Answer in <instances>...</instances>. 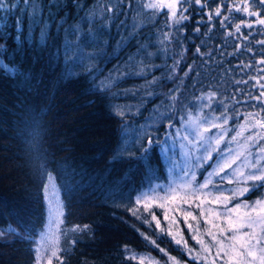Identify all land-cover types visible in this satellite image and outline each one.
I'll use <instances>...</instances> for the list:
<instances>
[{"label":"trees","instance_id":"1","mask_svg":"<svg viewBox=\"0 0 264 264\" xmlns=\"http://www.w3.org/2000/svg\"><path fill=\"white\" fill-rule=\"evenodd\" d=\"M35 3V24L25 17L21 33L16 30L19 11L0 14V230L4 233L0 236V264H35L37 239L46 221L43 188L50 175L63 203L64 227L79 232L74 243L51 264H210L217 259V241L226 245L230 241L221 237V233L227 237L228 231L215 233L207 228L214 214L231 213L236 202H229L226 208L225 203L216 200L213 204L208 198L202 206L198 199L191 203L182 197V209L171 213L157 206L148 210L137 206L142 190L153 183L165 185L164 163L160 148L153 152L148 167L136 159L144 135L133 142L126 138L131 140L121 144L128 134L124 131L132 128L131 124L143 123L141 118L160 101L163 109L175 106L172 129L179 132L182 118L185 122L189 115L220 116L226 107L231 108L239 96L238 80L251 77L246 91L259 96L256 80L261 78L257 75L261 66L257 62L264 58L259 55L264 48L258 41L264 40V26L244 27L241 34H235L240 17L250 19L242 12H232L231 28L221 27L223 17L209 21L207 14L221 0H209L203 16L198 6L179 2L176 12L189 9L185 14L191 18L177 26L178 33L172 21L179 17L170 18L169 9L145 8L151 0H113L110 7L116 12L108 13V18L101 15L107 0ZM226 3L232 6L244 0ZM222 11L229 15L227 8ZM201 19L204 24L196 32V22ZM102 26L96 46L91 37ZM255 29L260 32L251 40L249 50L243 34ZM70 30L76 34L68 35ZM42 31L47 33L43 43ZM228 32L234 35L228 37ZM166 33L171 42L164 40ZM81 34H88V39L80 41ZM129 36L134 39L129 41ZM66 39L80 44L85 53L82 62L73 64L75 48L65 55ZM121 39L126 43L120 45ZM142 45L147 47L139 52ZM238 47L242 51L233 55ZM89 53L94 58L87 59ZM241 63L243 70L237 67ZM249 64L254 65L252 72L242 75ZM173 67L177 70L169 72ZM173 89L175 104L168 95ZM201 96L205 98L202 105ZM256 112L258 118L264 115L260 108L241 104L229 113L232 119L224 140L231 143H222L220 149L246 151L245 140L256 133L251 131L253 121L248 123L245 117ZM159 115L154 112V120ZM242 125L251 128L240 130ZM232 129L241 133L237 141H231L236 135ZM121 146L125 148L121 150ZM210 171L204 165L198 174L205 178ZM212 182L224 188L219 176H213ZM238 185L244 186L233 182L227 188ZM262 189L241 199L252 202L264 196ZM220 196H226L225 192ZM205 218L210 223L207 226ZM10 228L21 235L9 232Z\"/></svg>","mask_w":264,"mask_h":264},{"label":"snow or ice","instance_id":"2","mask_svg":"<svg viewBox=\"0 0 264 264\" xmlns=\"http://www.w3.org/2000/svg\"><path fill=\"white\" fill-rule=\"evenodd\" d=\"M119 2V0H117ZM182 5H195L198 6L199 14L201 16L204 15V8L209 6V0H180ZM23 5V8L20 5ZM113 5V0H107V4L104 5L101 10V15L104 18H108V13H115L116 8L110 7ZM145 8L151 10H160L164 8H168L171 16L170 18L179 17L178 19H173L172 24L174 30L179 32V27L183 26V22L189 20L191 17L186 15L189 9H183L179 13L176 12L177 4L176 3H163L162 0L160 2H153L144 5ZM227 8L229 11L228 16L223 15L222 9ZM29 9H31V14H29ZM13 10L19 11L21 13L20 17L17 19V33L22 32L24 18L28 17L32 20L33 24H35V14H36V3L35 0H17V2H13V0H0V14H11ZM232 12H242L247 17H249V21H244L243 16L240 17L241 23L235 25V34H241V30L244 27L248 29H254L255 25L264 26V0H244L242 4H233L229 6L226 3V0H221V3L215 8L214 11L210 9L208 15V20L213 21L216 19L221 20V27L231 28V19ZM118 18V17H117ZM251 18H255L254 23L251 21ZM196 32H199V27L204 24V20H198L197 22ZM62 26V25H61ZM211 31V29H210ZM103 32V26L94 30V33L91 37L92 42L99 46L100 40L98 39V35ZM260 29H255V32L249 31L246 34H243L244 39L249 41V45L247 46L250 50V42L255 38V34L259 33ZM46 32H41V43L44 42ZM68 35H75V30H70ZM233 32H228V37L233 36ZM78 39L80 41H86L88 39V34H81ZM134 39V36H129L128 40ZM164 40L166 42H171L172 37L170 34H165ZM126 41L121 39L119 42L120 45L125 44ZM258 46L260 48H264V40L258 41ZM147 46L142 45L140 47L139 52H144ZM75 48L76 52L74 53L73 64L76 61H83L85 58V53L80 47V44L77 43L75 45L69 43L66 39L64 42V52L65 55H68L72 49ZM242 51L241 48H237V53H233V55L238 54ZM139 52L137 54H139ZM200 52V48L197 47V53ZM252 55H256V52H251ZM259 55L264 57V51L260 52ZM87 59L94 58L93 54H87ZM259 66H261L260 71L257 75L261 78L256 80V83L259 85L260 94L259 96H253L250 90H247V85L252 83L251 77L248 80H238L236 82L235 87L239 90V96L235 97V100L232 104L231 108H227L223 114L218 117H213L210 115H206L203 118L196 117V120L192 119V116L189 115L187 117V122H183L182 118V130L187 133L185 136H181L180 140L186 142L183 146L189 148V154L191 155L194 151L196 155L193 156L191 163L194 167H203L204 165H208L211 168V171L208 172V175L204 178L203 183H200L198 186V190L207 192L208 195H211L213 192L215 193H223L227 191L230 193L229 196H218L216 199L219 202L225 203V207L227 208V204L231 201L236 202V208H245V209H253L259 208L261 212H264V199L256 201L255 204H247L244 203L241 198H246V194L250 192H255L259 188H264V135H260L259 132L256 131V128H253L251 131L256 133L255 135H249L247 137V155L241 158V154L236 152L234 154L233 150L230 149H220V145L222 143L229 144L231 142L224 140V134L228 131L227 124L232 117L229 116V113L235 112L237 105H247L249 107L260 108L262 112H264V58L257 62ZM0 67H3L0 65ZM237 67L242 70L245 68V65L241 63ZM254 65H247V71H243L242 75L249 76L252 72ZM177 69L175 67L170 68L169 72H174ZM11 71V70H10ZM143 71H147V69H142ZM232 72H235L236 69H231ZM243 84L244 88H240V85ZM176 91L173 89L168 93L169 97L173 104L177 103V97L172 95V93ZM244 96L246 99L241 100L240 97ZM200 104L204 103V97L201 96L198 98ZM209 99H212L209 96ZM255 100L256 103L253 104L252 101ZM226 104V102H225ZM211 107V104H209ZM250 116L252 119H255L257 114L251 113ZM159 119H171L170 114H160ZM248 123H251V119L249 117H245ZM196 121H199L197 123ZM222 122V123H221ZM258 127L264 130V115H261L259 120L257 121ZM172 125H169L171 128ZM244 127V126H242ZM216 128L217 131L215 133H211L210 129ZM233 132H236V135L232 136L231 141H237V138L241 135L237 129H232ZM159 137H153L151 135L146 136L144 141L140 145V149H138L139 155L136 157L138 161H140L144 166H150V162L152 160L153 152L156 148H160V154L163 156L165 163L171 162V154L173 153V149L168 147V136L162 142H158ZM213 153H216L213 156ZM237 160L239 163L237 164ZM226 169H231V171H226ZM207 170V169H205ZM181 172L185 170L183 168L180 169ZM196 173L194 171L185 172L184 179L189 183H192L195 179ZM213 176H219L220 182L227 180L229 183H237L244 185L243 187L237 188H229L224 189L212 182ZM189 177H192V180H189ZM163 190V189H161ZM194 194V193H193ZM143 198V194L141 197H138L137 203H139L140 199ZM235 210V209H233ZM155 219V217H153ZM260 224L261 228L259 233L255 231L247 232L246 234H242L237 236L235 233L239 231L238 228L232 229V235L225 237L223 233H221V237L223 239H227L230 241V244L226 245L217 241L219 247L217 250V257L224 260V264H264V215L253 216L251 213L246 215L241 221L240 228H253L254 225ZM22 227V226H21ZM23 230V228H22ZM9 232L14 233L16 236H20L21 233L17 232L15 229H9ZM211 234V233H210ZM4 235L3 231L0 230V236ZM43 238V237H42ZM195 238V237H194ZM203 243L202 241H199ZM155 244V241L152 242ZM177 244L181 243L179 240L176 241ZM163 251V249H161ZM191 252V249H189ZM52 256L56 257V251L52 252ZM51 264V261H49ZM63 264V261H61ZM143 264V261H141Z\"/></svg>","mask_w":264,"mask_h":264},{"label":"rangeland","instance_id":"3","mask_svg":"<svg viewBox=\"0 0 264 264\" xmlns=\"http://www.w3.org/2000/svg\"><path fill=\"white\" fill-rule=\"evenodd\" d=\"M151 2H160V0H151ZM163 3H176L178 4L180 0H162ZM168 9V8H164ZM159 104V105H158ZM162 101L158 102L154 106L150 108L147 114H145L141 120L143 123L138 124H131L130 126L132 128H127L124 131L125 138H123L122 141H124L121 145H125L126 141H130L132 138V142L134 140H137L139 137L143 136H153V137H159V140L161 139V142L165 139L166 136H168V147L172 148L174 151L171 154V162L165 163L163 156L162 160L164 163V173H165V185L160 183H153L151 187L145 188L142 190L138 197H141L143 194V198L140 199L139 203H137V199L135 201V204L143 209H147L149 207L157 206L161 208L160 210L164 213L166 212H172L173 209H182L180 208V200H182V197H185V201H190L193 203V200L198 199L200 202L202 201L205 203V200L208 198L212 199V203H216V197L220 196V193H214L209 196H205L203 191L198 190V186L200 183H203L204 176L201 175V177L198 174V171L201 167H194L191 163V160L196 153L193 151L192 154H189V148L186 146H183L186 144V142H183L180 140L181 136L187 135V133L183 132L182 127L180 128V131L173 130V126L169 128V125H172L173 120H176V116L173 113L175 106L165 107L162 108ZM154 112L158 114H170L171 119H159L157 117V120H154ZM139 114V113H137ZM257 114V112H256ZM197 117V116H196ZM196 117L192 116L193 120H196ZM214 117H218L217 115H214ZM248 117L253 121V125L256 128V131L259 132L260 135H264V130L260 129L258 127L257 121L259 118L256 116L255 119H252L250 114ZM174 120V121H175ZM187 122V118L184 120ZM198 123V121H196ZM244 126V127H242ZM240 127V130L242 129H250L251 126H245L242 125ZM165 129L162 131L161 128ZM214 128L210 129V132ZM162 131V132H161ZM214 133V132H211ZM172 134V135H170ZM178 134V135H176ZM177 136V137H176ZM124 137V136H123ZM131 137L129 140L126 138ZM137 138V139H136ZM244 148L247 146V140H245V143L243 144ZM125 147H120L121 150H123ZM234 154L236 152H239L241 154V158L243 156H246L248 153L247 151L243 150L241 151H233ZM239 163V160H237V164ZM191 166V171L193 168V171L196 173L195 179L192 183H189L184 179L185 172H188ZM183 168L185 171L181 172L180 169ZM231 171V170H230ZM206 176L208 173L205 174ZM203 177V180L201 179ZM189 180H192V177H189ZM198 180V183L196 184V181ZM229 182L227 180L222 182V187L225 189H228L227 184ZM193 186L195 188H193ZM237 187H242L241 185H238ZM163 189V190H161ZM185 190V194H182V192ZM182 191V192H181ZM264 191V188L262 189ZM194 193V194H193ZM249 194V193H248ZM208 195V194H206ZM225 195H228V192L225 191ZM247 195V194H246ZM43 197L45 202V212H46V221L44 228L37 239V245L35 248V264H49V261L52 262L53 256L52 252L56 251L57 256L62 252V250L69 247V245H72L74 243V236L79 233L76 232L73 228H67L64 227V207L61 200V196L59 193V190L56 186V183L54 181V178L50 175L47 176L43 188ZM257 199V200H256ZM252 202H249L247 204H255L256 201L264 199V196L257 197ZM245 203V202H244ZM236 204L231 208L232 212L225 213L221 215V217H218L217 214L213 215L212 218V224H210L207 221V218H205L204 223L205 226L210 224V227L207 228L208 231H212L215 233H220L224 231H228L229 235H232V229L238 228L240 229L235 234L237 236H240L242 234H246L250 231H255L259 233L261 225L256 224L253 226V228H240L241 221L243 218L251 213L253 216L258 215H264V212H261L259 208L253 209H245V208H236ZM235 209V210H233ZM183 212H187L186 210H182ZM210 214L209 216H211ZM152 216V215H151ZM188 215H185V217ZM183 219L184 217L181 216ZM232 217L233 219L229 218ZM176 221V220H175ZM214 224V225H213ZM175 225V224H174ZM77 229V228H76ZM43 237V238H42ZM181 242V240H180ZM38 262V263H37ZM210 264H224V260L217 257V259H213L210 261Z\"/></svg>","mask_w":264,"mask_h":264}]
</instances>
